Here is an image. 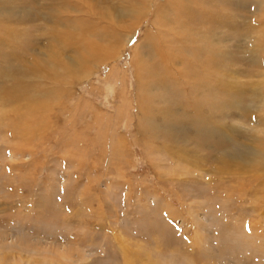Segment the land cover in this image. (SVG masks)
Masks as SVG:
<instances>
[{
	"label": "rangeland",
	"instance_id": "1",
	"mask_svg": "<svg viewBox=\"0 0 264 264\" xmlns=\"http://www.w3.org/2000/svg\"><path fill=\"white\" fill-rule=\"evenodd\" d=\"M261 170V0H0L4 264H264Z\"/></svg>",
	"mask_w": 264,
	"mask_h": 264
},
{
	"label": "bare ground",
	"instance_id": "2",
	"mask_svg": "<svg viewBox=\"0 0 264 264\" xmlns=\"http://www.w3.org/2000/svg\"><path fill=\"white\" fill-rule=\"evenodd\" d=\"M261 1L264 2V0H261ZM114 12H115V14H114V16H113L112 19H116V20L119 19L120 16L118 14H116V11H114ZM107 15H109V13H107ZM74 63H75V61L72 60L70 62V66H74ZM83 76L85 77V74H83ZM26 119L23 120V126H25L26 128L27 127L29 128L31 126V124L29 123L28 120L26 121ZM29 132L32 133V130H30ZM261 171L264 173L263 170H261ZM263 173H262V175H263ZM9 248H15V249H18L19 251L26 252L28 250L29 251L30 250H32V251L33 250H40L42 248V244L40 242H33V241H31V239H29V237H27L25 240H23L22 238L19 237V238H16L14 241L9 242V240L7 238H5L0 233V264H4V262L6 263V261H10L11 258L9 256V254H10ZM52 252L55 255L60 256V258H61L62 261L64 260L62 263L60 262V264H63V263L68 264V263H72L73 261H78V260H81L82 259L81 254L78 253V252L75 253V251L71 250V248H63L61 251H58V252L55 251V250H52Z\"/></svg>",
	"mask_w": 264,
	"mask_h": 264
}]
</instances>
